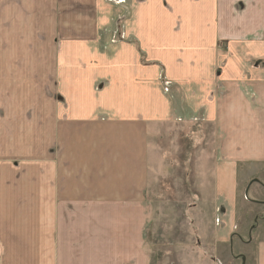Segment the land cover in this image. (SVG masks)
<instances>
[{"label":"crops","instance_id":"0c3cea01","mask_svg":"<svg viewBox=\"0 0 264 264\" xmlns=\"http://www.w3.org/2000/svg\"><path fill=\"white\" fill-rule=\"evenodd\" d=\"M138 1L140 7L134 11V27H128L126 32L127 36L134 38L131 43L105 49L100 31L96 34L90 30L93 34H87L88 28H93L89 19L96 13L93 9L98 10L96 22L103 18L106 22L102 28L108 26L111 17L103 3L87 2L90 6L82 15L75 5L72 16L64 15V24L59 21L54 31L50 23L46 28L49 33L52 29L50 42L44 45L49 59L53 50L52 37L59 35L63 41L58 49L64 65L61 74L63 92L52 97L60 101L61 107H57V111L63 118L60 123L54 121L52 130L50 122L44 123L41 146V143L37 144L39 140H34L38 133L34 125L31 124L30 129V122L9 110L11 107L7 105L12 116H18V127L23 126L22 137H18L16 129L12 130L15 134L12 142L17 144L14 151H10V158L21 152L23 144L30 150L33 160L24 159L15 164L21 175L16 187L12 188L14 175L4 166L11 159L0 157V218L13 223L21 212L20 224L24 222L22 240L27 243L22 249L20 245L12 248V255L8 258L9 252L3 250L0 241V264H16L20 253L36 258L39 243L30 242L31 231L37 238L38 222L44 221L48 227L56 217L55 208L61 216L66 214L63 219L61 217L59 225H72L69 230L73 224L79 223L68 219L72 217L70 213H108L105 217L108 220L102 225L93 218L88 219L84 227L77 228L69 247L61 246L57 264H149L150 257L143 250L141 234L149 229L147 213L154 212L153 206L157 203L151 199L156 198L151 192L154 181L167 177L161 170L162 165L164 170V159L163 147L159 144L166 120L175 128L171 131L173 145L181 142L186 149L180 165L185 170L182 179L188 175L191 183L192 175L203 169L204 191H211L214 183L216 195L228 197L236 186L234 167L238 162L264 164V0H178L177 4H173V0ZM29 2L32 13L28 12V17H24L23 36H31L34 42L35 19H30L29 15L36 13L35 4ZM15 3L17 0H0L2 68L8 67L11 61L14 63L13 56L19 53L18 35L21 32L16 21L18 8L14 9ZM150 10L159 14L155 17L148 15ZM49 16L45 15L44 19ZM153 18L155 23H161V27L151 23ZM149 60L154 62L153 65L147 63ZM156 65H163L162 74L174 85L167 83L173 92L158 86L157 77L162 75L155 69ZM4 77L2 75L0 79ZM148 79L156 80L154 90L148 89ZM95 85L100 89L98 92ZM15 96V105L21 102L28 105V101L31 104L34 98L24 92ZM65 100L67 102L63 103ZM3 101L0 93V103ZM8 103L11 104L12 100ZM41 111L44 109L40 108ZM87 116L98 118L89 121L85 120ZM68 117L77 122L72 131L64 128ZM99 117L106 118L100 120ZM47 145L52 146V156H56L57 164L48 156L36 159L35 148H46ZM68 148H74L73 155H66ZM213 148L215 153L218 152L219 163L214 181L209 162ZM152 152L158 157L155 165H152ZM61 158L65 159L62 161L66 172L71 169L68 167L72 166V159H83L74 177H82L88 184L83 191L72 194L69 200L60 197L57 201V193L48 189L36 193V186L47 184L55 190L52 185L53 181L59 183L57 170ZM10 165L8 162L7 168L10 169ZM6 173L9 181L5 180ZM170 176L172 180L176 177L175 174ZM149 179H152L151 183ZM254 181L264 187L258 179ZM194 185L196 188V182L191 184L190 195L196 197ZM155 186L159 187V184ZM82 197L91 203L83 204ZM31 199L37 201L30 206L27 202ZM55 201L56 207L52 204ZM32 211L36 213L35 219L28 221L26 212ZM39 212L43 214L39 215ZM63 237L66 238L65 233ZM101 241H105L108 247L103 245L99 251ZM80 244H83L82 249H90L88 256H83ZM25 246L29 252L24 250ZM45 250L49 253L44 255V264H48L46 259L50 263L52 256L50 249ZM87 258L90 263H85ZM259 264H264V252L260 254Z\"/></svg>","mask_w":264,"mask_h":264},{"label":"rangeland","instance_id":"374dc122","mask_svg":"<svg viewBox=\"0 0 264 264\" xmlns=\"http://www.w3.org/2000/svg\"><path fill=\"white\" fill-rule=\"evenodd\" d=\"M33 1L36 13L34 15H29V17L30 19H35L34 42L31 36L30 38L23 36V23L28 17V12L32 13L28 2L31 3ZM142 1L145 3V0ZM162 1L160 2L163 6ZM87 2H96L97 4L103 3L104 6L108 8L107 13L108 11L110 13L111 18L108 26L102 28L106 21L102 18L99 22H96L95 18L98 10L95 11V9H93V13H96L93 14V17L91 16L89 18L92 20L91 23L93 28H88L89 31L87 32V34H93V31H96V34H100L101 32L99 36L104 39L103 47L105 49L108 46L131 43L134 40V38L127 36L126 32L128 27L129 29L134 27V11L136 12L140 7L138 0H17L18 7L17 3H15L14 9L16 10L18 8V13L17 11L15 13L17 14L16 21L21 32V35H18L19 53L14 54V63L11 61L8 67H0V78L2 75L5 76L3 80L0 79V84L2 86V88H0V93L3 95L4 100L3 103H0L1 158H10V151H14L15 145L17 144L16 141L12 142V139L15 137L12 130H17L18 137L23 136V126L19 128L17 125L18 116H12L13 113L9 110L15 111V114L23 117L25 121L30 122V129L31 124L34 125L35 130L38 132L34 136V140L36 142L39 140L37 144L41 143V146H43L44 140V130H42L44 123L47 124L50 122L52 125L49 126L52 130L54 129L52 127L54 121L56 120L60 123V120L63 118L58 115L59 111H57V107H61L60 101H56L52 98L63 92L61 88V74L64 65L60 60V52L58 50L59 45L63 44V41L59 35L52 37L53 50L50 56L51 59L48 58V53L45 52L44 45L50 42L52 29L53 31L56 29L55 25H57L59 21L63 24L65 23L63 19L64 15L66 17L72 16L75 5L79 7V14L82 15L84 9L90 6ZM177 3L178 0H173V4ZM179 8H181V5ZM45 11L49 12L47 13ZM49 14V18L44 19V16ZM157 14L159 13L154 10L148 11V15H152L153 17L157 16ZM98 17L99 16H97V20H99ZM49 23L52 26L50 33L46 30ZM151 23L155 25V27H161V23H155L154 18L151 20ZM147 27L148 25L146 28ZM135 28H137V26H135ZM147 63L153 65L154 62L149 60ZM162 66L156 65L155 68L158 73L162 75L161 77H157V84L161 89L164 88L170 91L173 84L162 74ZM163 70L165 71L164 68ZM149 80L150 79H148V89L154 90L156 88V80ZM167 83L171 86L167 87ZM25 85H27V87H25ZM103 85L102 83L101 86ZM95 87V91L98 92V90H100L99 87L97 85H95ZM14 90L15 92H13ZM23 92L34 97L31 104L30 101H28L30 105L23 104L22 102L15 105V103H17L15 95H22ZM174 92H177V90H174ZM10 100H12L11 104L8 103ZM64 102L67 101L65 100L63 103ZM7 105L11 107V109L8 110ZM18 107H20V109H18ZM40 108H43L44 111L39 112ZM97 118L96 116H87L85 120L93 121ZM105 118L106 117H99L100 120H104ZM78 119L82 120L84 118L78 117ZM165 122H167V125H164L162 131L164 132L163 139L159 144L163 147L162 159H164V170L163 165L161 170L167 177L154 181V184H159V187L153 186L151 192L156 198L151 199L153 202V199H155L157 203H155L156 206H153L155 211L147 213L149 229L147 232L145 231L141 234L143 238V250L146 251L150 257L149 264H243L241 259L245 260L244 264H259L260 254L264 252V187L252 182V180L258 179L264 185V164L238 162L234 167V171L236 172V177L234 179L236 180V186L234 190H230L231 193L228 197L216 195L214 183L212 184L211 191H204L203 188L205 187L206 180L203 169L200 168V170H197L196 174L194 173L192 175L193 179L191 183L189 182L188 175H185L182 179L185 170H182L180 165L184 156L183 151H186V149L181 142L180 144L174 142L173 145L171 131L173 132L175 128L171 126L173 123L168 122V120ZM75 124H77V122H74V120L68 117L67 124L64 123V128L68 131H72L74 126H76ZM174 124L177 126V123ZM62 127L63 124H61V130ZM68 135L70 136V133H68ZM174 135L178 137L177 133H174ZM72 136L74 137V133H72ZM44 143L46 142L44 141ZM22 146L21 152L17 153V155L14 156L15 158H10L11 160L6 161L4 164V166H6L5 170H10L14 175L13 179H15L14 181L12 179V188L16 187L17 178L21 175L19 168H17L18 166L16 167L15 164L18 165V162L24 159L33 160L31 159L30 150L25 148L23 144ZM51 147L52 146L49 145H47L46 148L36 147V159H42L44 156H48L53 163L55 162L57 164L56 156H52ZM68 149L66 155H73L72 152L74 148ZM45 152L46 155H44ZM216 156H218V152L215 153V149L213 148L211 156L209 157V162L211 163L210 175L213 181L217 175V166L219 164ZM151 157L152 165H155L158 157L153 152ZM62 160L65 162V159L61 158V161H59L60 166L57 170L59 183L58 181H53L52 185L55 190H52V187L44 184L36 186V193L37 191L38 193H42L45 189H48L53 194L57 193L55 200L59 201L60 197H62L63 200H69L72 194L78 191L81 192L87 187L88 181L86 179L82 177L81 179H77L74 177L76 168L83 159H72L73 164L71 167H68L71 168L68 170L69 172L63 170L64 162ZM196 161H198L197 155ZM8 162L11 163L10 169L7 168ZM197 167L199 166L197 165ZM30 171L31 169L28 170V172ZM173 171L174 173H172ZM39 172L40 171L37 173ZM7 174L8 173L5 175V180L9 181L6 179ZM172 174L176 176L174 180L171 179L170 175ZM177 175L180 176L179 179H177ZM206 177L209 178L207 174ZM151 182L152 179H149V183ZM193 182H196V188L194 185V191L197 193L196 197L190 195L192 192L191 184ZM32 183L34 182L32 181ZM250 183L252 184L247 190ZM2 186L4 188H9L4 184H2ZM59 189L61 190L58 191ZM81 200L83 204L85 202L87 204L91 203V201H86L84 197H82ZM36 201V199H31L27 203H30L29 205L31 206L33 202L36 203ZM57 201L52 203L55 207ZM20 213L21 212L18 213L13 223H11V221L9 222L7 219L0 218V241L3 250H5L7 254L9 252L8 258L12 255V248H17V245H20L22 249V245L27 244L22 240V226H24V222L20 224ZM53 213L56 214V217L52 218L48 227L44 225V221L38 222L37 225L40 231L37 233V238L34 236L33 231H31L30 242L34 241L39 243L37 246L38 250H36V258L32 259L30 256L28 257V255L20 253L19 260L17 261L18 263L19 261L21 263L31 261V263L35 262L34 264H44V255L49 253L45 248H48L52 256L50 263L57 264V257L59 258L58 255L61 246L67 245V247H69V243L74 241L75 230H77V228L84 227V224L87 225L88 219L95 218L100 225L108 220V218H105L108 217V213L105 212L70 213L72 217L67 216L68 219H72L79 223L73 224L72 229L69 230L72 225H68L67 227H61L59 225L61 217L63 219L64 216L66 217V214L61 216L60 213H57L56 208ZM35 214L34 211L26 212L25 216L28 215L30 219L28 221H33L35 219L33 218ZM38 214L41 215L43 212H39ZM136 215L137 214H135V216ZM69 222L73 223L70 220ZM47 229H49L48 232ZM64 233L66 234V238L63 237ZM230 239H232L231 250ZM101 242L102 243L99 244V251L103 245L104 248L108 247L105 241ZM82 245L80 244L78 246L83 250V256H88L91 253L90 249L86 251L82 249ZM119 247L120 245H117V248ZM24 250H28L29 252L27 246L24 247ZM4 255L6 258L7 255ZM38 257L40 258L38 259ZM239 257H241V259ZM92 258L94 259V257ZM17 262L15 263L17 264ZM46 262L50 264L47 259ZM85 263H90V259H85Z\"/></svg>","mask_w":264,"mask_h":264},{"label":"flooded vegetation","instance_id":"af4514ba","mask_svg":"<svg viewBox=\"0 0 264 264\" xmlns=\"http://www.w3.org/2000/svg\"><path fill=\"white\" fill-rule=\"evenodd\" d=\"M240 259H241V257H239ZM242 260V262H243V264H244V262H245V260H243V259H241Z\"/></svg>","mask_w":264,"mask_h":264},{"label":"water","instance_id":"95a60500","mask_svg":"<svg viewBox=\"0 0 264 264\" xmlns=\"http://www.w3.org/2000/svg\"><path fill=\"white\" fill-rule=\"evenodd\" d=\"M255 183H258V181H254Z\"/></svg>","mask_w":264,"mask_h":264}]
</instances>
